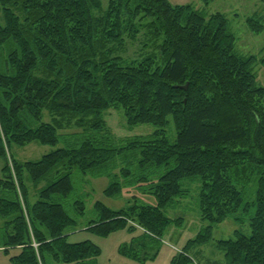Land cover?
<instances>
[{"label":"trees","instance_id":"obj_1","mask_svg":"<svg viewBox=\"0 0 264 264\" xmlns=\"http://www.w3.org/2000/svg\"><path fill=\"white\" fill-rule=\"evenodd\" d=\"M245 25L258 34L263 18ZM235 39L224 13L169 0H0V246L19 250L15 264H96L98 246L67 242L85 211L72 200L74 175L109 177L105 196L133 187L154 197L118 209L96 200L85 225L102 236L137 229L122 247L137 260L157 254L183 220L166 210L196 188L204 225L170 264H189L215 225L244 217L249 235L217 245L227 264H264V86L254 71L264 47L244 55ZM114 108L127 126L155 130L119 142L104 118ZM31 143L55 148L11 158L10 170L5 152Z\"/></svg>","mask_w":264,"mask_h":264},{"label":"rangeland","instance_id":"obj_2","mask_svg":"<svg viewBox=\"0 0 264 264\" xmlns=\"http://www.w3.org/2000/svg\"><path fill=\"white\" fill-rule=\"evenodd\" d=\"M172 5L192 4L197 9H206L208 14L213 12L224 13L227 19H229L230 28L234 32L236 40V50L244 55L255 54L258 57L263 54L261 52L264 47V0H211L210 3L204 4L202 0H169ZM253 13L263 18V31L258 34L248 30L245 25L246 18ZM138 46L130 47L126 56H134ZM5 51L0 50V70L4 69ZM4 54V55H3ZM256 75H258L257 81L264 86V66L257 64L254 67ZM104 118L106 124L109 127L111 134L116 137L119 142H126L127 139H131L138 135H148L155 130L154 125L138 124L135 127H129L126 125L123 114L119 109H108L104 111ZM47 113L45 118H47ZM167 135L172 139L174 138L173 125L166 127ZM50 145L42 146L38 143H31L20 147L13 145L10 150L6 151V163L12 170L11 158H16L20 161L32 160L36 161L44 154H48L49 151L54 149ZM4 162L0 157V178ZM75 177V175H74ZM74 189L72 192V200L74 197H79L84 200L85 211L81 218L77 219V225L74 229H70L67 235V242H81L89 240L99 247V254L95 258L96 264H170L171 259L177 252H180L182 247L186 244L189 238L195 237L194 235L202 228L204 223L200 219L198 213L197 202V189L190 190L191 193L186 199L180 200L178 205L173 209H167L166 215L171 218L182 217L183 220L180 224L170 225L167 228L166 233L163 235L161 245L158 247V252L152 258H145L143 261L137 260L131 257L128 253L124 252L123 246H129L132 238L140 234L137 229L129 231L127 228L119 229L109 233L107 236H102L85 229V225L94 216L95 201H101L105 206H109L112 209H118L124 206L126 200L130 199L132 195L140 197V202L144 201L148 204H154V197L139 193L135 188L129 187L122 191V195L118 197H109L103 195L102 191L109 185V177H94L83 178L82 180L74 182ZM42 185V184H41ZM39 185V186H41ZM34 192V190L32 189ZM22 206L23 200L20 198ZM24 215L25 211H24ZM3 226V219L0 217V232ZM238 230L242 234L249 235L250 227L247 217H244L242 223H237L233 219H226L220 224L213 227L212 238L209 242L193 246L188 251V256L192 259L189 264H227L223 248L217 245V241L222 239H229L236 236L234 231ZM17 249H9L7 254L0 246V264H15L12 258L17 256ZM54 264V263H53ZM56 264V263H55ZM62 264V263H60ZM67 264V263H64ZM239 264V263H236Z\"/></svg>","mask_w":264,"mask_h":264},{"label":"water","instance_id":"obj_3","mask_svg":"<svg viewBox=\"0 0 264 264\" xmlns=\"http://www.w3.org/2000/svg\"><path fill=\"white\" fill-rule=\"evenodd\" d=\"M183 88H186V85H185V86H183Z\"/></svg>","mask_w":264,"mask_h":264},{"label":"built area","instance_id":"obj_4","mask_svg":"<svg viewBox=\"0 0 264 264\" xmlns=\"http://www.w3.org/2000/svg\"><path fill=\"white\" fill-rule=\"evenodd\" d=\"M36 246V245H35Z\"/></svg>","mask_w":264,"mask_h":264}]
</instances>
